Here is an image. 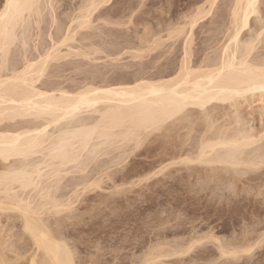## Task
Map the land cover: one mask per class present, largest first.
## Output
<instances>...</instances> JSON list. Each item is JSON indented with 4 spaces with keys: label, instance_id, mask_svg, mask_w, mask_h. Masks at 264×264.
<instances>
[{
    "label": "bare ground",
    "instance_id": "6f19581e",
    "mask_svg": "<svg viewBox=\"0 0 264 264\" xmlns=\"http://www.w3.org/2000/svg\"><path fill=\"white\" fill-rule=\"evenodd\" d=\"M62 1L64 0H3V3L0 5V216L7 213L8 216L3 218L6 220L11 213L20 215L21 222L19 221V224L21 223V228L18 230L22 229V235H24L25 239L28 237L30 239L27 238L28 241L32 243V251L31 246L28 249L31 251V253L30 251L28 252L30 255L27 256V253H24L23 256H20L22 255V251L19 250H25L22 249L21 246V249H19L18 245L16 246L17 249L13 245L11 247L10 244L15 242L11 240L12 238L14 239V236L10 238L6 231V236L8 235L12 241L11 243L8 241L11 250H9L10 247H8L7 242L5 243H7L6 245L8 248H3H6V250L8 249L9 252L14 248V253L20 252V254L14 255L12 251L13 257L15 258L9 259L10 253L9 255L7 253L8 256H6L5 252L3 253V251L0 250V264H15L16 262L18 263L20 259L28 260L27 264H77L74 258L77 252L75 248H73L74 252L76 251L74 253L71 251L72 249L68 246V243L65 242L67 240L60 238L61 233L59 234V238H57L58 232H55L57 231L56 228H50L49 225H51V223L45 221L48 218H41L42 215L45 216L46 212L49 213L51 210L50 208L53 209V211L51 210L53 213L50 211L51 214H49V216L54 213L55 215L57 213L60 214L61 212H64V214L66 212L67 215V211H62L65 210L62 209V207L67 210L68 207L71 206L70 204L72 201L75 200L72 198L74 195L70 196V193H68V197L66 196L67 199L64 197L65 194L62 193L61 195H63V197L60 195L61 198H66L68 204L67 205L65 202V205H63V201H60L62 199L58 197V193L60 194V191L63 189H69L71 184L76 181H74V178L77 177H72L73 180L71 179L72 183L70 182V186H67L68 188L63 187L60 190V185L62 186V183L65 181L64 179H67L66 176L69 177L71 174L84 175L83 177L79 175L77 182L74 183V185L72 184L75 191L71 188L72 186L70 187V189L75 192L73 193L71 190L73 194L76 196L79 195L77 196L79 200L81 196L86 194L84 192L88 189L93 188L95 190L100 188L99 190H101V186H103L102 184L106 179L103 178L104 176L112 180L114 174L108 171V173L106 172L108 175H104L103 177L99 174L102 172L104 173L105 170L110 171L113 167H117L115 171L121 173L119 176V181H121L120 184H122V181L126 183L128 181L129 183L131 181L133 182V180L136 179L135 177L139 178V182H136L140 184L144 181L149 182L161 175L164 171L172 169L171 167L176 166V168H178V165L191 166L197 164V168L195 169L202 171L199 168L203 165L206 166V168L208 167L211 173L220 171L222 172L221 178H228L231 180H229V182L227 181L228 183L233 181V185L234 183L238 185L239 183L237 182H241L244 174L246 177L250 175L249 173L255 174L254 172H260L258 169L264 166V144H258L259 142L264 143L262 141L264 140V133L255 136L254 130H252L254 133H251L252 131L248 132L244 129L245 127L243 125L245 124H241L244 122L243 120L245 117L242 118L240 115V110L242 109H240L241 103L239 104L240 98L245 97L247 94L264 90V52L258 51V46L264 43V12L262 13L260 9L263 0H198L203 1V3L200 2L201 5H197L198 7L195 6L196 9L192 8L194 11L191 13L188 10L189 13L192 14L190 15L191 17L187 15L190 18L185 17L190 20L187 23L190 29L185 32V29L188 27L185 23L184 26L181 24L182 26H179L176 30L173 29L170 30V32L168 31L169 34L168 32L166 33L170 41L171 39L175 40L180 38L178 36L182 34L183 36L186 33L188 34L185 37L183 48L184 56L180 63L174 67L175 62L171 61L173 58L170 60L167 57L165 62L163 61L164 64L158 67L159 64L156 65V62H159L163 57L161 58L157 55L158 60L154 59L155 61H151H153L154 64L156 63L155 65L158 69L157 71L152 69L156 72L150 74L145 72L146 69L129 71L131 68H129L130 66L127 64L119 66L120 64L116 65L114 63H96V61L101 59L97 57V55L105 52H107L106 57L109 58L113 56L114 59H112L117 61L115 56L123 55L122 52L126 50L124 46L126 44L123 45V48L119 49V45H117L118 47L112 45L114 43L111 42L112 40L105 41V39L102 43L99 40V42L90 43L91 39L89 37L91 34L89 37L82 33V35L79 34L80 30L92 27L91 17L95 11L108 4L111 0H85L78 9L79 13L71 19L70 24H66L64 20V22L61 21L56 14L57 12L55 13L57 5ZM222 2L223 5L221 6L225 5L227 7L230 16L228 28L226 27L227 34H225L227 37L223 35L225 36V38H223L226 39V41H224L225 43L222 45L221 49L219 48L220 51L215 52V55L211 53L212 55L205 56V59L197 58V60H192V50L190 53L189 49L192 47V42H194L192 37L193 30L195 29L194 27L198 23L204 20L206 21V19L208 21V18L213 22L212 18L218 15L217 12L219 10H216ZM55 4L57 5L55 6ZM46 9L51 10L50 12H52L51 15L53 17V19L51 18L52 20L51 25H49L50 29L48 33H44L47 32V30H44L47 27L44 29L40 27L38 30V27L41 26L40 24H44L43 22L46 20ZM227 13L225 15H227ZM254 21H258V24L253 28V23L256 24ZM109 22L112 25V21ZM73 24L76 25L74 26ZM118 25L120 26L119 23ZM36 26H38L37 30L40 32L37 31L38 34L35 35L37 36V42L33 45L32 49H34V53L31 54V41H29V39L32 37V30L35 29L34 27ZM52 28H54L53 31H51ZM150 31L152 32V30ZM111 32H113V29ZM111 32L106 34H110ZM145 32H147V29ZM45 34H47L46 37ZM147 34L149 36L152 33L149 32ZM155 34L157 33L155 32ZM77 35H81V37L78 39ZM111 35H113V33L110 34V36ZM159 36L154 38L155 41H152L153 43L150 41L153 38L152 36L151 39L147 38V36H140V45L136 46L137 50L135 49L137 53H132L133 55L131 58L133 57L135 60L143 59L145 54L147 57L150 56V53L153 54L152 52L154 50L157 52L156 48L162 47L160 46L161 43L168 41H164ZM91 38L93 39L94 37L92 36ZM137 39L139 40V38ZM86 40L87 42L89 40L90 44H84L85 47L82 48L84 50L87 48L85 51L79 50V47L73 45L75 42L84 43L83 41ZM158 40H163V42L159 41L161 42L159 43ZM118 42L121 43V40ZM124 42H126V40ZM115 43H117V41H115ZM163 45H165V43ZM126 46L127 50H129V46ZM15 47L18 56L15 55ZM63 47H68L69 51L63 53ZM170 48L172 49L174 47ZM75 49H78L76 53L73 51ZM145 49H147V51L144 52ZM151 50L153 51L151 52ZM174 50L173 53L175 52ZM124 53L128 54L127 52ZM71 57H76L79 60L81 58V60L69 61L70 59L68 60V58ZM113 60L111 61L116 62ZM178 61L179 60H177V62ZM154 64H152V62L148 63V65ZM143 66L142 63L141 67ZM149 69L150 68L147 70ZM67 72H71L73 76H66ZM226 104L230 105L229 108H234L237 114L233 112L235 117H233V119L230 118L232 122L231 124L229 123L230 126H228V128L224 124L228 122V120L222 122L224 124L223 126H219L220 124L216 126V122L218 121L215 120L214 113H216L219 108H224V105L226 107ZM218 117L220 116L218 115ZM223 118L227 117L225 116ZM233 125H235V127L232 128L231 126ZM195 126L201 128V131H198L200 136L197 140L191 141L194 143L190 142L191 144H186L188 143V138L187 140L186 138L183 140L184 143L180 141V139H177L181 138V136L188 137L192 135ZM186 129L187 132L185 131ZM172 131L177 132V135L175 134L173 136H176V140L182 142V144L174 146V143L170 144L171 141H169L170 143L167 144H170L174 148L170 147L172 149H164L163 147L164 150L162 149V153L157 152V147L153 148L149 146L145 148L144 151L140 149L147 143L152 135L154 138V134L157 135V133L161 132H169L168 134H172ZM181 131L185 132V135H181ZM164 133H161V135L158 134L160 137L157 136L161 138V141H163L162 138H164V136L162 134ZM168 139H171V137ZM154 140H156V138H154ZM148 143L153 144L151 139ZM161 143L165 144V142ZM164 144L161 146H164ZM142 154H146L148 157H151V159H155H152L153 161L149 164L147 163V165L146 162L142 163L141 168H143L144 171H137V167H129V164L135 160L134 158ZM132 156H134L133 160L131 158ZM101 158L105 159L101 161ZM158 165H160L159 169H157ZM198 165H200V167H198ZM154 166L157 168H154ZM193 167L194 165L191 168ZM202 169L204 170L205 168L202 167ZM132 171H137L133 177H131L133 174ZM192 171L194 173L196 172V170L194 171L193 169ZM206 171L208 170H204V172ZM131 172L132 174L130 175ZM209 172L207 174H210ZM220 172L214 175V177L216 178ZM187 174L190 175L192 172H187ZM223 174H225V176H223ZM96 175H99V177L97 176L98 178H96ZM169 176L171 177L172 175ZM254 176H251V178H254ZM258 176H260V174ZM81 177L83 181L86 180L82 182L84 184H82V186L79 184V182L82 181ZM205 177L211 178L210 176ZM198 179L200 180V178ZM220 181L223 180L221 179ZM251 182L253 183L252 180ZM220 183L219 185H221ZM246 183L248 184V182ZM63 185L66 187L64 183ZM122 185L117 186L120 187ZM132 185H135V183ZM242 185L244 186L245 184L242 183ZM79 186L80 188L83 187L80 190H84L82 194H77L80 192L78 190L80 189L78 188ZM119 187L118 189H120ZM225 187L228 186L226 185ZM132 188L131 186V189ZM201 188H203V186H201ZM118 189H116V191ZM213 189L215 188H212V190ZM234 189H236V187ZM223 190L225 191L226 189ZM121 191L119 193H121ZM234 192L239 191L237 190ZM114 193H112L113 196ZM122 194L124 193L122 192ZM209 194H211V192ZM69 197L72 198L71 201ZM35 198H38V203L34 201ZM68 200L70 203H68ZM33 201L37 203V205L34 204ZM102 201L105 200L102 199ZM47 206H50V208ZM45 207H47L46 210L44 209ZM69 208L72 210V207ZM73 215L72 217L75 218ZM69 218L67 219L68 221ZM9 219L10 218H8V221L12 220ZM71 221L73 220L71 219ZM15 222L16 221L11 224H7L6 222L4 225H14ZM16 223H18V221ZM56 224L58 225V222H56ZM5 226H3V230H5ZM60 226H58V228ZM65 226L67 227L66 224ZM13 227L14 228L11 230H14L16 226ZM0 231L4 232L2 228ZM12 232L14 231H11V233ZM19 235L17 234L15 237H19ZM21 239H23V241L25 240L23 236ZM199 239H201V237ZM196 240L198 242L201 241L198 239ZM196 240L191 244L196 245L198 243ZM17 242H19V240ZM29 242H27V245ZM31 243L29 244L31 245ZM165 243L167 244V242ZM4 245L3 243V246ZM227 245L228 248L231 249V246H229L230 244ZM0 246L2 249V243ZM156 246L154 249H151L153 250L152 252L160 251L158 250L161 249L160 244ZM161 246L163 247V244ZM177 247L183 248L181 246ZM184 247H186V245ZM190 247L186 249V251H189L191 249ZM176 249L180 250L178 248ZM220 250H222V252H228L229 249L223 250L222 247ZM175 252L181 254L180 252L182 251ZM222 252H220V254ZM227 252H225V255L230 256ZM160 253L162 254V251H160ZM161 254L151 253L150 257L154 258V256L158 255V259H163L164 257L161 258ZM231 255H236V253ZM146 256L149 257L148 254ZM150 257L148 258L149 260L145 261L146 264L153 260ZM158 259L155 258L153 261L155 262ZM76 260L78 261V259ZM89 260L91 259L89 258ZM79 261V263H81V260ZM159 262L161 261L159 260L157 263ZM143 263L144 262L141 264ZM149 264H153V262L151 261Z\"/></svg>",
    "mask_w": 264,
    "mask_h": 264
},
{
    "label": "rangeland",
    "instance_id": "374dc122",
    "mask_svg": "<svg viewBox=\"0 0 264 264\" xmlns=\"http://www.w3.org/2000/svg\"><path fill=\"white\" fill-rule=\"evenodd\" d=\"M64 1L60 2L59 4L57 3L58 5L55 4V6L57 5V7H56L57 10L55 11V13L57 12L56 14L61 21L64 20V21H66V24H68V23L70 24L71 19L79 13L78 9L80 8V6H82L81 4H83V2L85 0H64ZM203 1H198V0H111L108 4L100 7L97 11H95L93 16L91 17V20H92V22H91L92 27H90L91 29L87 28V29L80 30L79 34L82 33L88 37L91 34V36L89 37L91 39L90 43L99 42V41L102 43L106 39L105 41H111L112 40L111 42H114L112 44L114 46L119 45V49L123 48L124 46L126 47L125 48L126 50H124L122 52L123 55L117 56L120 59L115 56V59H117V61L113 60L114 59L113 56H111L109 58L106 57L107 52H105V53H100L99 55H97V57H99L101 59H99V61H96V63L97 62L99 64H105V63L106 64H108V63L112 64V63H114L116 65L120 64L119 66L127 64L130 66L129 68H131L129 71L146 69L145 72L147 74L154 73L157 71L159 66L164 64L165 59H167V57L170 60L173 58L171 61L175 62L174 67L177 66L178 63H180L181 59L184 56L183 48H184V43H185L184 42L185 37L188 34L186 33L184 36H183V34L178 36L180 38L176 37L177 38V39H175L177 41L176 42L174 39H171V41H170L168 38V35H166V33L168 31L170 32V30L178 29L179 26L180 27L182 25L184 26L185 23L187 24L188 21H190V20L185 18V17L192 15V14H190L191 12L194 11L192 8L196 9L195 6H197V5L200 6L201 3H203ZM1 3H3V0H0V5H1ZM263 4H264V0L262 1L261 6H260L262 13L264 12V10H263L264 5ZM221 5H223V2H222V4H220L219 8H217V10H216V11H218V10L219 11L217 12L218 15H216L214 18H212L213 22H212V20H210V18H208L209 19L208 21L206 19V21L204 20L203 22L198 23L194 27L195 29L193 30V33H192L193 35H195V36L192 35L194 42H192V45H191L192 47L189 49L190 53L192 50V53H191L192 60H197V58L205 59L206 58L205 56L212 55L211 53H213L215 55V52L220 51L222 45L225 43L224 41H226V39H224V38L226 36L225 34H227V28L229 25L228 22H229L230 16H229V10L227 9V7L225 5L224 6H221ZM188 10L190 11V13ZM50 11H51L50 9H46V11H45L46 20H45V22H43L44 24L41 23L40 24L41 26H39V27L36 26V27H34L35 29L32 30V33H31L32 37L30 36L31 38L29 39V41H31L30 42V45H31L30 47H31V51H32L31 54L34 53V49H32V48H33V45H35V43L37 42L36 41L37 36H35V35H37L38 32H40V31H38L40 29V27L41 28L43 27L42 29L47 27L44 29L45 31L47 30V32H44V33H48V30L50 29L49 25H51V20L53 19L52 15H51L52 12H50ZM187 13H189V14H187ZM226 13H227V15H225ZM183 16H184V18H183ZM190 17H188V18H190ZM225 17H227V18H225ZM214 19H215V21H214ZM225 19H227V20H225ZM108 20L112 21V25ZM219 20H221L222 23ZM49 22H50V24H49ZM107 22H109L110 24ZM117 22L120 24V26L118 25ZM254 22L256 24L253 23V26H252L253 28L258 24L257 23L258 21L257 22L254 21ZM121 23H122V26H121ZM45 24H47L48 26ZM215 24H217V25H215ZM168 25H169V27H168ZM187 26H188L187 27L188 29L186 28L185 32H187V30L190 29L188 24H187ZM37 27H38V30H37ZM105 28H106V30H105ZM127 28H129V29H127ZM169 28H172V29H169ZM112 29H113V32H111ZM146 29H147V32H145ZM53 30H54V28H52L51 31H53ZM150 30H152V32ZM154 31L157 34H155ZM158 31H161V32H158ZM42 32H43V30H42ZM109 32H111L110 34L113 33V35L110 36V34H106ZM149 32L152 34H150L148 36L147 33H149ZM169 32H168V34H169ZM215 32H217V33H215ZM221 33H222V35H221ZM46 35L47 34H45V37H46ZM81 35H77L78 39L81 37ZM95 35H96V37L98 35H100L101 38H100V36H98L96 38ZM223 35H225V36H223ZM92 36L94 37L93 39L91 38ZM114 36L115 37L119 36L118 40H117V37L115 38ZM140 36L141 37L147 36V38H150V39L153 37L152 40H150L151 42L152 41L154 42L155 41L154 38H156L157 36L161 37L164 41L165 40H168V41L163 42V40H158V42L159 41L163 42V43L159 42V43H161L160 46H162V47L159 46L161 49L156 48L157 52H156V50L153 49L154 51L151 50V52L153 51L152 52L153 54L150 53V56L146 57V54L144 53L145 55H144L143 59L135 60L133 57H132L133 58L132 59L131 56L133 54L137 53L136 52V50H137L136 46L140 45V43H139L140 38H141ZM137 38H139V40ZM161 38H159V39H161ZM218 39L221 41H219ZM114 40L117 41L118 44L115 43ZM120 40H121V43L118 42ZM125 40H126V42H124ZM128 41H129V44H128ZM83 42L84 43L75 42V44H73V45H76L77 47H79L78 48L79 50L81 49V50L85 51V50H87V48L85 50L83 49L85 47L84 44H90V43H89V40H88V42H87V40L83 41ZM175 42H176V44H175ZM152 43H151V45H152ZM164 43H165V45H163ZM179 43H181V44H179ZM124 44L129 46L128 47L129 50H127V46ZM169 44H171V45H169ZM172 44H173V46H172ZM174 44H175V46H174ZM80 45H81V47H80ZM155 46H152V47H155ZM149 47H151V46H149ZM170 47H174V48L171 49ZM78 49H75L73 51L76 53V51ZM158 49H160V50H158ZM215 49H216V51H215ZM15 50H16V47H15ZM173 50L175 51L174 53H173ZM62 51H63V53H67L69 51V48L63 47ZM145 51H147V49H145L144 52ZM161 51H162V53H161ZM169 51H171V52H169ZM258 51L264 52V43H261L258 46ZM124 52H127L128 54H125ZM148 52H147V54L149 55ZM16 53H17V50L15 51V55L18 56L17 55L18 53L17 54ZM182 53H183V55H182ZM157 55H159L161 58L163 57V59H164V60L161 59L159 61L161 63H159V62H156L157 64L155 63L156 65L159 64L158 67H156V65L153 62V61H155L154 59L158 60ZM164 55H166V56H164ZM193 57H195V58H193ZM77 59L78 58H76V57L68 58L69 61H71V60L72 61L73 60L78 61L79 59L78 60ZM144 59H146V60H144ZM80 60H81V58H80ZM84 60H82V61H84ZM111 60L116 61L117 63L112 62ZM151 60H153V61H151ZM177 60H179V61L177 62ZM149 62H152V64H154L155 66L154 65H148ZM142 63L144 65L143 67H141ZM132 65H133V67H132ZM149 66H151V67H149ZM136 68H138V69H136ZM148 68H150L149 70L151 72L149 70H147ZM152 69L156 70V71H153ZM66 76L70 77V76H73V74H71V72H67ZM239 101H240L239 104L241 103L240 109H242V110H240V115L242 116V118L245 117L243 120L244 122H242L241 125L245 124V125H243L245 127L244 129L247 130L248 132L254 130L255 133L253 131L251 133H254L255 136L262 135L264 133V90L257 91L255 93H249L245 97L240 98ZM229 106H230L229 104H226V107L224 105L225 109L223 107H221V108H219L220 110L218 109L216 111V113H214V115H215L214 118H215V120L218 121V122H216V126L219 124H220L219 126H223L225 124V126H227V128H228V126H230V124L232 122V120H230V118L233 119V117H235V114H237V113H236L234 108L233 109L229 108ZM220 113L223 115H221ZM230 114H232L234 116H232ZM218 115L220 117H218ZM216 116H217V118H216ZM225 116L227 118H223ZM225 120H228V122H225ZM245 121H247V122H245ZM222 122H225V123L223 124ZM231 127L233 128V127H235V125H233ZM195 128H194L192 135H190L192 137H190V136L182 137L181 136V138H177V139H180V141H183L185 138H186V140L188 138L190 141L188 140V143H186V144L194 143L191 141H194V140L196 141L197 138L200 136V133L198 131H201L200 130L201 128L196 127V126H195ZM195 130H197V131H195ZM183 131H181L182 132L181 135H185V132H183ZM185 131L187 132V129ZM172 132H173L172 134L171 133L168 134L169 132L168 133L167 132L166 133L161 132V133H164V134H162L164 136V138H162L163 141H161V138H159L161 133H157V135L154 134V136H155L154 138H156V140H154V138L152 137L153 135H152L151 138H149V140L147 141V143H145L140 149L142 151H144V149L148 148L149 146L153 147V148L157 147V150H158L157 152L162 153V151L165 148H169V149L174 148L173 146L170 145L172 143H174V146L178 145V144H182V142H179L178 140H176V136H173L175 134L177 135V132L176 131H172ZM158 134H160V135H158ZM194 135L195 136L197 135V136L195 137ZM157 136H159V137H157ZM170 137H171V139H168ZM173 137H175V138H173ZM150 139H151L153 144L148 143V142H150ZM164 139H166V140H164ZM169 141H171V143ZM262 141L264 142V140H262ZM161 142H165V144L161 143ZM175 142H179V143H175ZM167 143H170V144H167ZM183 143H184V141H183ZM163 144H164V146H161ZM258 144L262 145L264 143L259 142ZM258 144H256V145H258ZM260 145H258V146H260ZM187 146H189V145H187ZM163 147H164V149H163ZM170 147H172V148H170ZM186 148H188V147H186ZM131 158L133 160L134 156H132ZM131 158H130V160H131ZM141 158L142 159L146 158V159L142 160ZM104 159L105 158H103V159L101 158L100 160L102 161ZM134 159L135 160H133V162H132L133 164L130 163L129 167L130 166L132 168L137 167V171H144L143 168H141L142 163L146 162V165H147V163L149 164L155 158L154 159L152 158L153 159L152 160L151 157H148L146 154H142V155H139L138 157H135ZM157 164H159V163H157ZM193 165H194V167L191 168ZM193 165H191V166H185V165L180 166V165H178L179 169L176 168V166L171 167L172 169H170V170L168 169V170L164 171L161 175L157 176L158 178L156 177L155 178L156 180L153 179V180H150L149 182L144 181L141 184L138 183L139 178H137V177H135L136 179L133 180V182L131 181L132 183L131 182L129 183V181L127 183L122 181V184L126 183L125 185L120 184L121 181H119L120 180L119 176L121 175V173L115 171V169H117V167H113V169L111 168L112 170H110L111 172L109 170H105V172H104V173H106L108 171L109 173L114 174V177H112L113 181L111 179H108V177L104 176V175H108L107 174L108 172L106 174H104L103 172L100 173L99 175H101L102 177L104 176L103 178L107 179V180L106 179L104 180V182L102 184L103 186H101L102 189L99 190L100 188H97L94 190L93 188H91L95 192L91 189H88L89 191L87 190L86 192H84L86 194H84L83 196L80 195L81 198L79 200L77 199V196H79V195L76 196L75 194H73V193H75L74 192L75 188L72 186V184L74 185V183L77 182L79 175H81L82 177L84 175H82V174H77V175L71 174L72 176L71 175H69V177L66 176L67 179L65 178L64 179L65 181L64 180H63L64 182L62 181L66 185V187L62 183V186L60 185V190L63 187L68 188L70 186V184L72 183V180H73L72 177L74 178V176H75L77 178H74V181L75 180L76 181L75 182L73 181L74 183L71 184L72 187L70 186L72 189L74 188L73 189L74 191L72 189H70V187H69V189H63L64 191L61 190L60 191L61 193L60 194L58 193V195H59L58 197H60V198H61V196L63 197V195H61L62 193L65 194L64 197H66V196L68 197V193H70L69 194L70 196H72V195H74V197L76 196L75 198L72 196V198H73V200L77 199L76 200L77 202L74 200L70 204L71 206H69V207H72L71 208L72 210H70L69 207L67 210H66V208L62 207V209H65L62 211H67V215H66V212H65V214H64V212L63 213L61 212L60 214L62 216L58 213L56 215L54 213L53 215L49 216V214H51L53 209L50 208V206H47L52 211L50 210L51 212L49 211V213L46 212V214H45L46 217L42 215L41 218H43V219L48 218L49 219V220L46 219L45 221H48L49 223H51V225H49L50 228L51 227L56 228L57 231H55V229H54V231L56 233L58 232L57 238H59V236H60L59 234L61 233L60 238L67 240L65 242H67L68 246L71 247V249H72L71 251L74 252L73 248H75V250L77 252L76 251H75L76 253L74 252L75 253L74 258H75V261L77 264H81V263L82 264H91V262H92V264H141L142 262L145 263V261L149 260L148 258L151 256L150 255L151 253L152 254L156 253L159 255V254H161L160 251H162V254L160 255L161 258H163V257L164 258L158 259V257H159L158 255H157L158 257L157 256H154V258L150 257L153 260L155 258H157L158 259V260H156L157 262L159 260L161 261V262L157 263L156 261L154 262L153 260H151L153 262V264H264V201H263L264 200V177H263L264 176V166L261 165L263 168L260 167L261 169H258V170H260V172H254L255 174L257 173L256 175L248 172L250 175L249 176L247 175V177H246L244 174V176H243L244 179H243V177L241 179V182L243 184H245L243 186L242 183L239 181L237 182V183H239L238 185L235 183L233 185V183H232L233 181L228 183L230 179H228V178L226 179L224 177V179H225L224 180L223 178H221L222 172H220V171H218L217 173L220 172L221 175L218 174L215 178L214 175L217 174V173H215L216 171L215 172L213 171L214 173H211V172H209V168L208 167L206 168V166H203V165H201V166L203 168H205L204 170H208V171L204 172L202 167L199 168L202 170V171H200L198 169H195V168H197L196 167L197 164H193ZM156 166H154V168H157ZM159 167H160V165H158L157 169H159ZM184 167H185V169H184ZM186 167L191 169V170L187 169ZM198 167H200V165H198ZM154 168H152V169H154ZM157 169H154V170H157ZM186 169L189 171H187ZM192 169L194 171L196 170V172L194 173L192 171ZM179 170H180V172H179ZM137 171H132L133 174H132V172L130 173V175L132 174L131 177H133ZM87 172H89V171H87ZM176 172H178V173H176ZM187 172L188 173L192 172V174L189 175V174H187ZM208 172L210 174H207ZM116 173H120V174H116ZM205 174H207V175H205ZM259 174H260V176H258ZM99 175H96V178H98ZM117 175H118V177H117ZM169 175H172V176L170 177ZM200 175H201V177H200ZM211 175H213V176H211ZM70 176H71V178H70ZM163 176L165 179L163 178ZM188 176H191L192 178L188 177ZM205 176H210L211 178L205 177ZM223 176H225V174H223ZM251 176H254V178H256L257 180L254 178H251ZM82 177H81L82 181H80L81 183L79 182V184H81V186L83 184L82 182L86 181V180L83 181ZM249 177H250V179H249ZM190 178H191V180H190ZM195 178H197V179H195ZM198 178H200V180ZM220 178L223 181H220L221 180ZM245 178H246V181H245ZM131 179H133V178H131ZM141 179H142V177H141ZM160 179H163V180H160ZM218 179H220V180H218ZM247 179H248V181H247ZM207 180H209L210 182ZM251 180L253 181V183L251 182ZM261 180H263V181H261ZM136 181H138V182H136ZM213 182H214V184H213ZM220 182H222V183H220ZM246 182H248V184ZM104 183H106V184H104ZM112 183H113V185H112ZM134 183H135V185H132ZM208 183H210V184H208ZM219 183L221 185H219ZM249 183H251V184H249ZM224 184H226L230 188L225 187L226 185H224ZM117 185H122V186L119 187ZM127 185H129V186H127ZM123 186H124V188H123ZM131 186L133 187L132 189H131ZM201 186H203V188H201ZM232 186H234V187H232ZM118 187L120 189H118ZM121 187H122V189H121ZM205 187L208 189H206ZM211 187L215 188V189L212 190ZM235 187H236V189H234ZM78 188H80V186ZM82 188L83 187H81L78 190L80 191ZM231 188H233V189H231ZM116 189H118L119 191L117 190L118 191L117 192ZM147 189H149V190H147ZM223 189H226V190L224 191ZM71 190L73 191V193ZM210 190H212V191H210ZM215 190H217V191H215ZM220 190H222V191H220ZM233 190L234 191L238 190L239 192H234ZM83 191H80L77 194H79V193L82 194ZM113 191L116 193H114ZM120 191H121V193H119ZM229 191H231V192H229ZM122 192L124 194H122ZM125 192H127V193H125ZM210 192H211V194H209ZM112 193H114V196ZM117 193H118V195H117ZM235 193H237V194H235ZM227 194H229V195H227ZM107 196H108V198H107ZM210 196H212V197H210ZM66 198L65 199L63 198L65 201L62 198H61L62 200H60L61 202L63 201L62 202L63 205H65V202L67 204ZM72 198L69 197L70 201L72 200ZM102 199L105 201H102ZM112 199H114V200H112ZM37 200H38V198L34 199L35 202H37ZM232 200H235V201H232ZM70 201L68 203H70ZM91 201L94 203H92ZM35 202H34V204L37 205L39 200L37 203H35ZM103 203H105V204H103ZM96 205H97V207H96ZM47 207H45L44 209L46 210ZM93 207L94 208L96 207V208L94 209ZM47 214H48V216H47ZM73 214H75V215H73ZM58 215H60L62 218ZM72 215L75 216V218H73ZM7 216H8L7 213L3 214V216H0V224H2V225H0V227L2 226L1 227L2 231H4V232L0 231V236H1L0 239L3 241L2 242L0 240V244L2 243V249L0 248V250H2L3 253L5 252L6 256H8L10 253L11 257H10V255L8 257L10 259V258H15V257H13L14 255L20 254V252L15 254L14 248H13L14 251L12 249L14 255L12 254V251L9 252V250H11L12 245L15 248L18 245L19 249H21V247H22V249H24L25 251L28 250L29 247L31 246V251H32V243H31V241L30 242L28 241V239H29L28 237H26V239L28 238L26 241L24 235H22V233H21L22 229L18 230L21 228V226H20L21 223L19 224V221L21 220L20 215H18V214L16 215V214L11 213L10 216H12L14 219H16V220H14L12 217L9 216L8 218H10L9 220L12 219L11 221H8V218L6 219L7 221L3 219V218H6ZM18 217H19V219H18ZM68 218H69V221L67 220ZM78 218H80V219H78ZM54 219H55V221H54ZM71 219L73 221H71ZM76 219H78V220H76ZM2 220H4L5 222ZM60 220H61V222L62 221L63 222L61 223ZM14 221H16V222L18 221V223L15 222L16 225L12 224L13 226H16V227L14 230H11L14 227L10 224L12 222L14 223ZM3 222H4V224H6V222H7V224L8 223H10V224L7 225L8 226L7 227L3 224ZM56 222H58V225L56 224ZM52 223H53V225H52ZM65 224L67 225V227L65 226ZM3 226H5V230H3ZM58 226H60V227L58 228ZM9 227H11V228H9ZM1 228H0V230H1ZM10 230L14 231V232L11 233ZM59 230H60V232H59ZM65 230H66V232H65ZM6 231H7L10 238L12 236H14L15 240L13 238L11 240L15 241L13 243H15V244L17 243L16 245L11 243L12 241L10 240L8 235L6 236V234H7ZM13 234H15V235L20 234V235H19V237H15V235H13ZM22 236L25 239L24 241H23V239H21ZM200 237H201V239H199ZM196 239L201 240L202 242L201 241L198 242ZM209 239H211V240H209ZM18 240H19V242H17ZM194 240H196L198 242V243L196 242L197 243L196 245L191 244L192 242H194ZM8 241H10L9 243H11L10 244L11 247H10ZM5 242H7L8 244ZM27 242L31 243V245L29 243L27 245ZM165 242H167V244ZM3 243L5 244L4 246H3ZM158 243L160 244L161 249H158L160 251H157L158 253L152 252L153 250H151V249L152 248L154 249V247L156 245L159 246ZM6 244L8 245V247H10L9 250L8 249L6 250V248H8ZM162 244H163L164 248L161 246ZM227 244H230L229 246H231V249L228 248ZM183 245L184 246L186 245V247H184ZM177 246H181L183 248H180ZM3 247H6V248H3ZM189 247L191 249L189 251L187 250L188 251L187 252L186 249H188ZM222 247H223V250L229 249L228 250L229 253L227 251L222 252V250H220V249H222ZM176 248H178L180 250H177ZM224 248H226V249H224ZM3 249H5L8 252H6ZM18 250H17V252H18ZM148 250H150V251H148ZM174 250L178 251V252L182 251V252H180L181 254L178 253L181 256H179L177 254V252H175ZM184 250H185V252H184ZM19 251H22V253H21L22 255H20V256H23L24 253H27V256L30 255V254H28V252L30 250H28L27 252H25L23 250H19ZM31 251H30V253H31ZM173 252H175V253H173ZM220 252H222V253L220 254ZM225 252H227V254H229L230 256L225 255ZM231 252L236 253V255L232 256L231 254H233V253H231ZM7 253H8V255H7ZM147 254L149 255V257L146 256ZM174 254H176L177 256ZM171 255L172 256L174 255V256L172 257ZM144 257L145 258L148 257V258L145 259ZM89 258L91 260H89ZM76 259H78V261ZM23 260L24 259H20V261H18V263L16 262L15 264H19V263L24 264V262H25V264H27L28 260H26V259H25L26 261L25 260L23 261ZM79 260H81V263H79L80 262ZM151 261H149V263H151ZM149 263L147 262V264H149ZM11 264H14V263H11Z\"/></svg>",
    "mask_w": 264,
    "mask_h": 264
}]
</instances>
